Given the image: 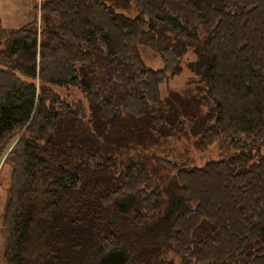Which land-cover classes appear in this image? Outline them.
Returning <instances> with one entry per match:
<instances>
[{"label": "trees", "instance_id": "16d2710c", "mask_svg": "<svg viewBox=\"0 0 264 264\" xmlns=\"http://www.w3.org/2000/svg\"><path fill=\"white\" fill-rule=\"evenodd\" d=\"M33 8L19 28L0 21L4 263L264 264V0ZM187 50L204 95L161 98ZM55 88L79 90L89 116ZM181 135L232 154L149 168L143 153Z\"/></svg>", "mask_w": 264, "mask_h": 264}, {"label": "rangeland", "instance_id": "374dc122", "mask_svg": "<svg viewBox=\"0 0 264 264\" xmlns=\"http://www.w3.org/2000/svg\"><path fill=\"white\" fill-rule=\"evenodd\" d=\"M39 0H0V21L5 29H16L23 24L30 22L34 18V8ZM129 17H132L135 12L133 10L123 11ZM140 56L144 65L153 70L159 69L162 66L161 59L158 54L147 49L140 48ZM195 60L191 50L183 55L177 75L170 78L167 82L159 86L160 97L173 100L175 96L180 99L190 97L193 94H198L199 97L204 95L200 89L203 88L198 78L193 75L188 69L187 65ZM60 98L68 103L78 106L81 109V114L85 120L89 116L88 106L86 100L83 98L77 89H54ZM187 92V93H186ZM175 94V96L170 95ZM194 96V95H193ZM205 101V100H204ZM185 129V126H183ZM195 138L179 136V139L173 137H166L162 139L156 146L150 147L145 153V157L149 159L150 167L155 166L154 157L166 158L173 160L176 164L183 165V167H201L204 163L209 161L224 160L232 154L227 149L226 144L221 140H217L206 148H197L192 143ZM3 157L0 156V171L7 173L6 168L1 169ZM158 175H163L164 171L157 172ZM0 197H2V183L5 182L4 173L0 172ZM4 233L0 226V264H5L3 261L4 251Z\"/></svg>", "mask_w": 264, "mask_h": 264}]
</instances>
